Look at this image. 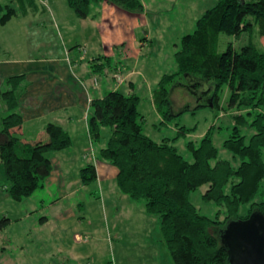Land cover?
Wrapping results in <instances>:
<instances>
[{
  "label": "trees",
  "instance_id": "1",
  "mask_svg": "<svg viewBox=\"0 0 264 264\" xmlns=\"http://www.w3.org/2000/svg\"><path fill=\"white\" fill-rule=\"evenodd\" d=\"M107 2L131 14L143 12L140 0H66L79 18L90 13L92 4ZM15 14L9 4L0 3V25ZM251 18V19H249ZM264 41V0H215L197 20L192 33L183 35L180 48L174 53L176 71L164 74L152 90L156 110L163 121L175 117L170 113L169 88L183 77L197 86L214 81L218 89L229 87L228 107L237 111L232 115L233 127L222 147L233 158L234 167L227 160L218 159V150L209 128L197 146L186 145L192 161H186L169 141L152 140L142 131V116L138 111V96L125 95L117 90L107 92L91 102L88 133L97 140L101 127L111 129L105 147L98 158L116 169L115 183L119 191L132 200H144V210L159 217V232L173 264H228L226 248L220 243L219 231L228 221L246 219L252 212L264 215V47L251 39L253 27ZM220 33L239 37L249 34V41L238 51L231 44L218 51ZM102 65V64H100ZM94 72L101 67L93 66ZM0 87V163L8 196L14 201L29 197L42 186L52 165L47 153L58 152L71 144L70 136L57 124L47 123L45 139L23 141L18 135L22 117L17 112L18 98L24 90L22 76H12ZM213 94L209 102L217 105ZM252 117L250 123L240 110ZM247 125L253 133L246 142L240 126ZM178 134L187 129L177 127ZM82 184L95 180L92 164L79 171ZM208 188L203 201L213 202L224 210L212 219L198 213L190 201V194L200 186ZM248 205L244 215L241 206ZM9 219H0V230Z\"/></svg>",
  "mask_w": 264,
  "mask_h": 264
},
{
  "label": "crops",
  "instance_id": "2",
  "mask_svg": "<svg viewBox=\"0 0 264 264\" xmlns=\"http://www.w3.org/2000/svg\"><path fill=\"white\" fill-rule=\"evenodd\" d=\"M140 1L144 9L139 14L128 13L103 1L92 4L89 15L79 18L66 0H0V3L9 4L15 9L14 16L0 25V87L5 88V80L12 76H22L24 79L25 86L17 107L22 117L18 135L23 141L34 142L46 138L44 127L47 123L59 125L70 136V146L72 140L77 139V147L83 152L76 168L82 166V169L92 164L96 172L95 180L100 184L110 177L115 181L116 169L99 160L92 151V140L88 133L91 102L123 84L128 94L134 93L132 76H140L147 68L143 63L142 51L158 45L162 40L161 35L152 33L147 17L151 11L158 16H168L175 8L172 0L167 1L166 5L161 0L152 5V9L146 7L144 0ZM161 24H164L163 20ZM163 27L168 28L169 25L165 23ZM143 28L146 31L142 36L139 33ZM94 65L101 67V70L94 72ZM164 74L168 73L161 70L154 73L156 84ZM151 84L148 83L147 88L151 92L153 108L156 116L162 119L153 102L154 87ZM90 149L92 152L86 153ZM64 151L49 158L51 173L59 164L65 165ZM54 179L51 175L48 177V181ZM1 191L6 192V189L2 188ZM8 197V193L6 196L0 195V202H7ZM63 198L64 195H61L59 199ZM62 217L63 214H57L53 219L58 222ZM129 219H141V222H131L138 232L148 225L151 218L142 210L140 213H130ZM103 222L106 236L113 232L115 237H119L120 233L112 228L107 218L103 217ZM50 227L41 232L42 242L37 253L28 256L23 254L20 257L22 248L18 250V256H4L3 246L7 245L8 240L0 237V260L5 264L93 263L94 247L88 243L92 233L89 226L61 227L59 232L54 224ZM4 229L0 230V236ZM65 235L71 242H59Z\"/></svg>",
  "mask_w": 264,
  "mask_h": 264
},
{
  "label": "rangeland",
  "instance_id": "3",
  "mask_svg": "<svg viewBox=\"0 0 264 264\" xmlns=\"http://www.w3.org/2000/svg\"><path fill=\"white\" fill-rule=\"evenodd\" d=\"M160 1L144 0V3L147 8L152 9L151 6ZM167 1L171 2V0H164L165 5ZM172 1L175 8L168 16H158L152 11L149 13L147 20L150 21V29L152 33L161 35L162 40L158 45L151 46V48L146 47L142 51L145 60L143 63L147 68L140 76L133 75L131 78L135 83L134 93L139 99L138 111L142 116V131L156 142L169 139L182 157L191 162L192 156L186 149L187 143L193 142L197 146L206 131L212 128V141L218 150L217 158L227 160L236 167L239 159L233 158L232 154L222 147L223 141L229 136L234 124L231 116L237 113L236 110L228 107L229 87L227 84L216 89L215 82L210 80L193 86L187 79L180 77L169 88L170 113L180 114L163 121V117L159 119L154 111L151 92L147 88L148 83H152V88L156 86V80L154 81L153 78L158 70L168 74L176 71L174 53L180 48L181 37L192 33L196 20L215 4V0ZM162 20L163 25L165 23L169 25L168 28L163 27ZM145 31L146 28H143L139 34L143 36ZM251 39L259 47H264V41L259 37L255 26L251 31ZM248 41V33H242L238 38L220 33L218 51H225L228 44L238 51ZM161 62H163V67H161ZM119 81L120 78L117 79V82ZM117 87L119 92L128 94L125 84ZM214 93L218 96L216 106L209 102ZM249 111L251 110L243 109L239 112L245 116L247 124L252 120V117L246 115ZM177 127L186 128V133L178 134ZM240 131L245 136L246 142L254 132L247 125L240 126ZM110 134L111 129L108 126L101 127L99 138L91 139L93 150L90 149L86 153L90 154L94 151V155L98 157L99 150L105 147ZM77 144V139L72 140V145L65 149L66 158L62 156L65 158L63 162L65 165L59 164L50 174L55 178L54 180L48 181L49 175L42 181L40 188L20 201H14L8 197L7 202H0V219L4 216L9 219L4 227L3 235L0 236L8 240L7 245L3 246L4 256H18L20 248L23 249L19 253L20 257L23 254L28 256L37 253L39 244L42 242L41 232L47 231L51 228L50 225L54 224L57 232L61 227L74 225L78 228L90 227L92 233L88 243L94 247L92 264H109V261L111 264H173L160 236L157 215H149L150 222L138 232L131 225L132 221L141 222V219H129V215L144 210V200H132L122 194L113 177L108 178L102 184L96 180L87 185L82 184L79 176L82 166L78 168L76 166L82 160L83 152L78 149ZM58 152L47 153V156L52 158ZM68 160L70 163L67 164ZM262 185L264 186V180ZM8 186L9 182L5 179L0 163V195L6 196L7 190L5 192L1 189H6ZM207 188L208 185L204 184L193 191L190 194V201L198 213L203 216L214 219L219 211L218 216L221 220L224 216L223 208L202 199ZM61 195H64L63 199H59ZM247 208L248 205L241 206L239 214L244 215ZM57 214H63V217L55 222L53 217ZM103 217L108 219L112 228L118 231L117 233H120L119 237H115L113 232L109 237L103 233ZM59 242L64 244L71 240L65 235ZM0 264L5 263L0 260Z\"/></svg>",
  "mask_w": 264,
  "mask_h": 264
},
{
  "label": "water",
  "instance_id": "4",
  "mask_svg": "<svg viewBox=\"0 0 264 264\" xmlns=\"http://www.w3.org/2000/svg\"><path fill=\"white\" fill-rule=\"evenodd\" d=\"M219 240L228 264H264V215L252 212L246 219L228 221Z\"/></svg>",
  "mask_w": 264,
  "mask_h": 264
}]
</instances>
